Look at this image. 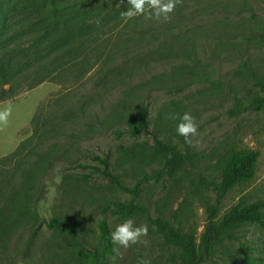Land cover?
<instances>
[{
  "label": "rangeland",
  "instance_id": "obj_1",
  "mask_svg": "<svg viewBox=\"0 0 264 264\" xmlns=\"http://www.w3.org/2000/svg\"><path fill=\"white\" fill-rule=\"evenodd\" d=\"M247 1L254 14L259 15L258 21L264 22V0ZM206 5V0L200 5L189 4L184 14ZM164 21L161 17L146 22V16L143 17V26L131 32L133 40L129 43L125 42V36L119 37L120 26L88 50V65L77 67L79 73L83 72L81 75L69 70L0 103V112L10 108L7 121L0 123V159L31 137L32 123L38 114L44 118L55 110L60 113L69 110L76 116L83 108V117L69 118L65 122L62 117L53 120L56 126L60 124V130L45 137L40 144L38 150L42 152L53 144H59L62 149L60 160L38 175L35 189L43 192L37 207L41 221L37 225L12 229L0 250V264H140L142 259L150 260L151 264H172L165 243L168 230L192 233L199 241L206 224V206L215 199L204 185L219 183L220 160L233 151L259 153L255 177L250 183L229 191L222 201L219 216L242 197L246 203L264 201V104L249 110L238 107L248 106L255 92H259L258 87L249 77L238 74V62L230 63L222 57L216 59L209 51L203 64L207 67L205 71L212 70L210 78L214 84H197L167 92L147 86L158 74L168 73L171 66L182 62L180 59L155 60L154 55L150 58V52L160 45L150 36L162 31ZM145 26L153 28V33L139 42L141 32L147 30ZM251 59L256 77H264V48L252 52ZM128 68L133 69L132 74L123 76L122 80L114 79L117 72ZM137 99L147 103L153 123L157 122L162 108L170 103L180 107L174 117L183 112L195 117L197 133L190 137L187 147L191 159L173 174L159 175L162 165L152 150L141 147L135 148V156L123 163L120 150L131 147L134 140L125 136L118 139L113 133L116 127L100 131L92 125L105 119L118 102L136 104ZM94 116L98 119H92ZM176 123L175 119L172 131L164 138L185 152L180 136L175 134ZM135 142L149 149L150 141L144 135ZM71 143L73 149L69 147ZM105 155L109 156L113 173L128 192L111 187L99 176L96 171L99 165L92 158ZM134 159L144 163L139 164ZM82 174L87 175L94 186L85 185L77 197L65 193L68 187L65 176ZM55 215L72 220V234L58 235L47 230L44 222ZM125 219H131L137 226L147 225L148 232L136 244L121 248L120 256L112 259L109 234ZM263 259L264 233L256 225H246L232 240H226L205 264H261Z\"/></svg>",
  "mask_w": 264,
  "mask_h": 264
},
{
  "label": "trees",
  "instance_id": "obj_2",
  "mask_svg": "<svg viewBox=\"0 0 264 264\" xmlns=\"http://www.w3.org/2000/svg\"><path fill=\"white\" fill-rule=\"evenodd\" d=\"M206 1V6L185 15L189 4L200 5L202 0H175L168 19H164L162 31L150 36L154 43L160 44L150 52V58L154 55L155 60L180 59L182 62L171 66L170 72L158 74L147 86L167 92L197 84H214L210 78L212 70L205 71L207 67L203 64L209 51L216 59L222 57L230 63L238 62V74L249 77L258 87L259 92H255L249 105L238 107L243 110L260 108L264 104V77H256L251 53L264 48V22L258 21L259 15L254 14L247 0ZM129 6L127 0H0V103L12 99L22 90L36 88L53 76H62L69 70L79 73L77 67L88 65V50L120 26L119 37L125 36V42H131V32L143 26L141 20L145 15L130 19L121 17L120 11H126ZM147 10L151 12L150 8ZM155 19L158 18L146 16V22ZM145 27L147 30L141 32L139 42L153 33V28ZM132 73V68L121 70L114 79L122 80L123 76ZM179 110L175 103L165 105L158 113L157 122L153 123L147 103L138 99L136 104L121 101L105 119L92 125L100 131L116 127L113 133L118 139L125 136L134 140L131 147L120 150L123 163L135 156L137 147L152 150L162 165L159 175L164 176L184 167L192 155L187 150L189 143L183 137L180 139L186 147L185 152L164 138L172 131L174 116ZM82 111L83 108L78 110L79 116L69 110L61 113L55 110L44 118L38 114L32 123L31 137L9 156L0 159V250L13 228L20 229L41 221L37 207L43 192L35 189L38 175L60 160L62 149L59 144H53L42 152L38 150L39 146L45 137L60 130V124L56 126L53 120L60 117L64 122L69 118L78 119L83 117ZM92 119L97 120L98 116ZM142 135L149 139V149L135 142ZM69 147L73 149L72 143ZM64 153L68 151L64 150ZM258 157L257 151H233L220 160L219 183L204 185L215 199L213 204L206 206L207 219L199 241L194 234L180 229H169L166 234L165 243L172 264H205L243 226L256 225L264 233V201L246 203L242 197L219 216L220 206L229 191L254 179ZM92 159L99 165L96 168L99 176L111 187L129 191L113 173L108 155L103 158L93 156ZM134 161L144 163L143 160ZM89 179L85 174L65 176L68 186L65 193L77 197L85 185L94 186ZM44 224L53 234H72L74 230L72 220L66 216L55 215Z\"/></svg>",
  "mask_w": 264,
  "mask_h": 264
},
{
  "label": "clouds",
  "instance_id": "obj_3",
  "mask_svg": "<svg viewBox=\"0 0 264 264\" xmlns=\"http://www.w3.org/2000/svg\"><path fill=\"white\" fill-rule=\"evenodd\" d=\"M130 5L126 11H120V16L125 19H130L137 15L154 16L167 20L168 13L172 12L175 6V0H127ZM150 8L151 12L147 9ZM99 23V21H97ZM10 114V108L0 112V123L7 121ZM177 120L176 133L183 137L185 142L190 143V137L197 133V125L195 123V117L189 112H183L178 117H174ZM148 232V226L145 224L135 225L131 219H125L122 222L116 224L110 231V240L113 245L112 252L114 256L112 259L120 256V249H127L130 245L137 243L142 235H146ZM140 264H151L150 260L142 259Z\"/></svg>",
  "mask_w": 264,
  "mask_h": 264
}]
</instances>
